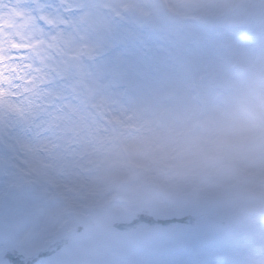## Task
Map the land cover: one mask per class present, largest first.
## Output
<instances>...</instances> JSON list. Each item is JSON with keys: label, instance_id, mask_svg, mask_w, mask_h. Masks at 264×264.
<instances>
[{"label": "rangeland", "instance_id": "1", "mask_svg": "<svg viewBox=\"0 0 264 264\" xmlns=\"http://www.w3.org/2000/svg\"><path fill=\"white\" fill-rule=\"evenodd\" d=\"M30 1L0 0V94L27 106L32 133L38 112L28 106L43 81L20 66L36 52L8 40L10 20L22 15L16 6ZM101 2L110 26L95 32L117 34L94 56L75 59L74 49L71 56L92 66L90 78L73 74L80 91L72 84L32 106L43 117L93 124L83 144L96 146L63 143L80 170L99 155V200L88 196L86 179L48 178V211L57 209L45 219L42 197L17 192L21 177L0 146V215L18 219L30 240L24 249L15 237L0 244L8 264H264V0ZM50 122L46 131L57 132ZM70 190L78 195L62 196ZM95 207L107 209V224L76 231Z\"/></svg>", "mask_w": 264, "mask_h": 264}, {"label": "bare ground", "instance_id": "2", "mask_svg": "<svg viewBox=\"0 0 264 264\" xmlns=\"http://www.w3.org/2000/svg\"><path fill=\"white\" fill-rule=\"evenodd\" d=\"M49 2L51 3L52 9L48 8V0H31L29 5L20 3L16 8L20 9V13H22L21 18L15 22L12 19L10 20L12 24L9 27L8 40L12 39L15 43L24 45L26 53L36 52V55L29 63L31 65H22L20 68L21 70L24 69L26 74L31 75L32 72L34 74L33 80L40 78L43 81V86L36 90H33L34 87L31 86L30 89L31 91L33 90L32 98H37V100L40 98L38 102H36L37 100L30 102L31 106H28V112L31 114L35 111L38 112V118L36 119L32 133L30 132L31 129L26 127L30 118L25 116L27 106L25 110V104H13V106L12 104H7L5 102L7 95L3 91L1 92L0 146H7L10 149L8 153L5 151L4 156L11 161V166L13 168L15 167L16 172L21 177L19 179L20 183L18 184L19 187L17 188V192L20 194L29 192L27 198L30 197L35 199L37 196L42 197L43 202L40 201V203H44L42 207L45 213V219L52 220V217L55 215L54 211L57 208L54 203L51 211H48V204L50 202L46 199L48 198V200H51L53 194L50 190L47 191V185L45 186L44 180L56 177V180H68L67 182L69 183L70 178L86 179V189H89L91 194L88 196L93 200H99L94 198L97 193H100L96 192V182L102 174L101 171H99L101 165L97 162L99 155L94 154L95 156L92 155L90 161H93L94 157L96 161L89 164L86 171L80 170L79 168L84 167L83 163L76 162L77 160L71 154L70 149L66 148L63 143L64 140L66 141L70 138L76 140L74 145L77 148H81V146L84 145L87 147L88 145L96 146V143L83 144L86 141H90V139H87L85 133H89V131H92L94 128L93 124L89 123L86 118L71 122L69 118L65 117H43L39 114L43 109L39 112L38 107L32 106L42 104L43 102V104H46L48 100L55 99L60 91L69 92V88L72 84L80 91V84L76 85L73 74L81 79L83 83L84 81L87 82V76L90 78L92 74V66L85 61H73L71 57L73 54L72 50L74 49L75 51V59L94 56L96 51L102 48V42L111 41L118 30H113V27V31L110 33L103 31L102 34H96V30L103 28L105 25L110 26L108 22L100 19L99 10L101 7H98V0H71V2H66V0H49ZM100 3L101 6H103L101 0ZM93 16L100 22L99 28L93 26L91 23L93 19L90 21V17L93 18ZM112 26H114V24L111 25V27ZM22 29H27L34 40L31 42L26 40L30 36L26 31H22ZM91 42L95 44L91 45ZM88 45H91L89 51L87 50ZM103 50L104 49H102V51ZM19 56L20 54L16 55L17 60ZM77 62L78 68L75 70L72 63L77 64ZM101 68L102 67H98L96 70ZM0 72H2L1 66ZM59 73H64L66 75L65 78H60ZM22 76L23 75H21V78ZM67 77L69 80H67ZM59 82L61 84H58ZM73 95L76 94L73 93ZM18 115H20V118L17 117ZM119 115L118 113V117ZM120 120H122V118H120ZM50 121L57 125V132H52V130H50V132L46 131V129L50 128ZM62 121H64L63 123L68 122V125L61 124L60 122ZM59 125L61 126L59 127ZM22 126L25 127L23 128ZM38 129L43 132L45 131L43 137L34 135L35 131ZM81 134L83 137L79 138ZM47 147H50L49 153L55 154H52L51 161H49L50 156L47 152ZM41 151H43V153H41ZM67 155H69L68 158H66ZM88 157L89 154L87 153L82 161L85 163ZM5 164L7 165L6 162ZM104 173L105 172H103V174ZM57 174L61 178H59ZM43 188L45 189L42 190ZM64 194L65 195L62 196L66 197H76L78 195L75 194L73 190L67 191ZM83 196L84 195H79V197ZM120 207L121 206H117L116 208ZM97 209L107 212V209L103 207L93 208V210ZM76 210L81 209L76 208ZM12 220L17 229L15 247L22 248L29 245L30 240L25 237L26 231L22 229L18 219L12 218ZM38 220L37 216L36 222ZM33 223L34 221L32 224ZM64 231L65 230H63V232ZM30 256L34 257L33 255ZM10 262L11 258L9 254L5 251H0V264H8Z\"/></svg>", "mask_w": 264, "mask_h": 264}, {"label": "water", "instance_id": "3", "mask_svg": "<svg viewBox=\"0 0 264 264\" xmlns=\"http://www.w3.org/2000/svg\"><path fill=\"white\" fill-rule=\"evenodd\" d=\"M105 220L103 213H97L85 218L78 226L77 230H87L92 226L100 224ZM13 236V225L7 218H0V242L7 243Z\"/></svg>", "mask_w": 264, "mask_h": 264}]
</instances>
